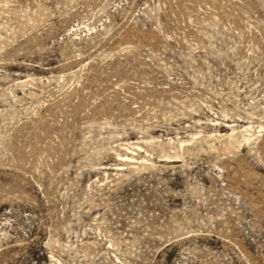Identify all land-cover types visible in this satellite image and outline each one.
I'll list each match as a JSON object with an SVG mask.
<instances>
[{"label":"rangeland","instance_id":"1","mask_svg":"<svg viewBox=\"0 0 264 264\" xmlns=\"http://www.w3.org/2000/svg\"><path fill=\"white\" fill-rule=\"evenodd\" d=\"M0 264H264V0H0Z\"/></svg>","mask_w":264,"mask_h":264},{"label":"bare ground","instance_id":"2","mask_svg":"<svg viewBox=\"0 0 264 264\" xmlns=\"http://www.w3.org/2000/svg\"><path fill=\"white\" fill-rule=\"evenodd\" d=\"M126 157V156H125Z\"/></svg>","mask_w":264,"mask_h":264}]
</instances>
